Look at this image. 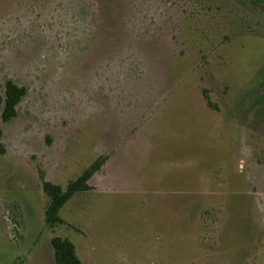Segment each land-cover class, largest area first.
<instances>
[{
  "label": "rangeland",
  "instance_id": "374dc122",
  "mask_svg": "<svg viewBox=\"0 0 264 264\" xmlns=\"http://www.w3.org/2000/svg\"><path fill=\"white\" fill-rule=\"evenodd\" d=\"M7 80L0 264H264V0H0Z\"/></svg>",
  "mask_w": 264,
  "mask_h": 264
},
{
  "label": "trees",
  "instance_id": "16d2710c",
  "mask_svg": "<svg viewBox=\"0 0 264 264\" xmlns=\"http://www.w3.org/2000/svg\"><path fill=\"white\" fill-rule=\"evenodd\" d=\"M240 3L259 2V0H238ZM262 2V1H260ZM26 94V88L18 86L11 80H7L4 85V95L0 96V117L1 120L7 122L17 116V106L21 99ZM205 100L208 106H213L207 95ZM2 132L0 130V139ZM6 152L5 147L0 141V154ZM106 157H98L92 164H90L79 176L68 182L65 189L50 181L42 182V189L48 196V202L44 208V221L47 227L53 229L57 225L63 223L58 212L60 208L69 200L74 194L82 191H87L91 187L88 180L91 176L100 170L101 165L105 162ZM51 245L53 247L54 259L56 264H81L76 251L75 245L68 239L60 236H53L51 238ZM13 264H23L21 260H16Z\"/></svg>",
  "mask_w": 264,
  "mask_h": 264
}]
</instances>
